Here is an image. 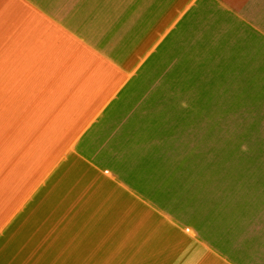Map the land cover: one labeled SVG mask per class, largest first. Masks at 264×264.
<instances>
[{
  "label": "crops",
  "instance_id": "obj_1",
  "mask_svg": "<svg viewBox=\"0 0 264 264\" xmlns=\"http://www.w3.org/2000/svg\"><path fill=\"white\" fill-rule=\"evenodd\" d=\"M180 34L204 144L183 197L129 104ZM0 264H264V0H0Z\"/></svg>",
  "mask_w": 264,
  "mask_h": 264
},
{
  "label": "rangeland",
  "instance_id": "obj_2",
  "mask_svg": "<svg viewBox=\"0 0 264 264\" xmlns=\"http://www.w3.org/2000/svg\"><path fill=\"white\" fill-rule=\"evenodd\" d=\"M171 37L169 36L160 47L159 50H163V52L158 54V62L155 63L154 60H151L143 70L141 77L138 78L139 80L137 79L129 88V91L133 89L129 104L134 108L137 107L138 112L131 120V133L133 137L136 136L134 137V141L137 142L134 144L135 147L139 144L138 137H141L142 140L153 139L160 144L159 155L156 154L159 158L157 170L160 171L158 174L162 179L159 181L165 182L166 186L172 182L170 177H174L175 181L173 182L177 184L173 186V190L166 187L175 196L183 197L187 195L190 172L193 171L195 175L202 174L204 164L203 124L202 117L194 119V115L186 112L188 109L186 64L181 66L180 71H171L175 66H178V61L179 64L186 62L187 35H179L180 47L176 54L173 53L172 46H169ZM173 61H175L174 66H171ZM162 72L165 82L163 86L157 87L155 80L158 75L160 78ZM176 73L181 74L175 78ZM171 79L177 81L172 82ZM159 90L160 94L163 90L164 96L157 98ZM151 125L158 126V128L147 130L146 128ZM142 143L145 144V141ZM193 183L200 184L198 178Z\"/></svg>",
  "mask_w": 264,
  "mask_h": 264
}]
</instances>
